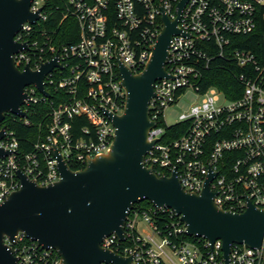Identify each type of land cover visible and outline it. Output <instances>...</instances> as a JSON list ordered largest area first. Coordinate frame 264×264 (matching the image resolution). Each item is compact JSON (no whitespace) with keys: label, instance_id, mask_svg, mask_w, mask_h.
I'll list each match as a JSON object with an SVG mask.
<instances>
[{"label":"built area","instance_id":"obj_1","mask_svg":"<svg viewBox=\"0 0 264 264\" xmlns=\"http://www.w3.org/2000/svg\"><path fill=\"white\" fill-rule=\"evenodd\" d=\"M179 1L31 0L29 11L37 20L15 34L14 42L25 48L13 59L20 71L25 66L39 71L56 60L43 80L45 94L29 85L21 106L26 115L34 106H45L49 122L29 151L4 128L0 148L9 154L0 157V204L20 188L17 171L38 186L57 182L55 149L72 171L110 151L115 127L109 115L120 116L126 99L118 63L134 75L145 70L163 29L162 16L174 20ZM261 20L264 0H187L177 22L180 34L172 36L167 50L169 78L154 83L149 102L155 126L147 134L153 145L144 167L158 177L175 174L183 190L196 195L212 174L208 188L214 205L237 214L248 202L264 211V51L257 57L233 48L232 39L251 34ZM217 68L235 81L229 96L215 86L202 87L203 74ZM188 91L198 101L167 125L164 111ZM17 118L28 125L26 118ZM74 118L86 122L77 132L72 131ZM178 125L176 137L171 131L165 136ZM133 206L123 226L124 241L111 234L100 243L103 250L131 257V264H264L261 249L239 244L230 246L225 263L222 242L216 240L210 249L203 238L187 236L172 210L152 203L145 209ZM3 244L17 264H61L54 250L23 233L4 237Z\"/></svg>","mask_w":264,"mask_h":264},{"label":"water","instance_id":"obj_2","mask_svg":"<svg viewBox=\"0 0 264 264\" xmlns=\"http://www.w3.org/2000/svg\"><path fill=\"white\" fill-rule=\"evenodd\" d=\"M30 2L0 0V123L6 114L26 118L21 110L27 100L24 88L35 85L45 94L44 77L57 66L56 60L39 71L28 66L20 71L15 66L13 56L25 45L14 42V36L24 23L37 20L29 11ZM186 2L179 1L174 20L162 16L163 29L144 71L134 75L118 63L126 99L120 116L109 115L115 127L110 151L88 160L82 170L72 171L55 149L59 180L47 186H38L17 171L20 188L0 204V264H17L3 239L12 240L18 233L54 250L61 264H131V257L103 250L100 243L111 234L123 242L129 211L144 201L172 210L185 225L186 235L203 238L210 249L220 240L225 263L232 244L261 249L264 256V211L249 202L240 214L218 209L208 188L212 174L196 195L185 192L175 174L158 177L143 165L153 145L147 141L148 131L155 126L149 119L153 85L169 78L164 68L167 50L172 36L180 34L177 22ZM3 135L1 128L0 140ZM8 154L0 148V157Z\"/></svg>","mask_w":264,"mask_h":264},{"label":"trees","instance_id":"obj_3","mask_svg":"<svg viewBox=\"0 0 264 264\" xmlns=\"http://www.w3.org/2000/svg\"><path fill=\"white\" fill-rule=\"evenodd\" d=\"M264 34V21H259L254 32L247 36H241L238 38L232 39V42H235L233 48H238L242 50L251 51L257 57H260L264 51L262 44V35ZM220 62H218L219 64ZM226 65V64H224ZM231 73L224 71L222 69H212L211 71L204 73L203 78L201 79L203 89L209 86H215L218 90L223 91L226 95L229 96V86L234 87L235 81L231 77ZM236 87V86H235ZM52 98V96H51ZM47 108L43 105L34 106L30 113H27L26 120L28 125L24 124V121H20L17 117L6 114L2 123H0V129L5 128L14 132L20 148L25 151L31 149L32 142L46 130V125L49 120L47 117ZM86 124L82 118H74L71 121L72 131L77 132L80 126ZM180 126H174L170 129H167L166 135H169V131L173 134V138L177 136ZM170 132V135L172 134ZM151 203L144 201L138 204H135L133 208L145 209L150 207Z\"/></svg>","mask_w":264,"mask_h":264},{"label":"rangeland","instance_id":"obj_4","mask_svg":"<svg viewBox=\"0 0 264 264\" xmlns=\"http://www.w3.org/2000/svg\"><path fill=\"white\" fill-rule=\"evenodd\" d=\"M198 101V97L191 91H188L175 105L164 111V119L167 125L177 123L178 117L189 110V108ZM146 232L147 230L144 229ZM148 232V231H147ZM149 233V232H148Z\"/></svg>","mask_w":264,"mask_h":264}]
</instances>
